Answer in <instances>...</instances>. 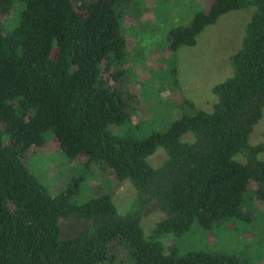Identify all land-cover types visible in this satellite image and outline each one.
I'll return each instance as SVG.
<instances>
[{"label": "trees", "instance_id": "1", "mask_svg": "<svg viewBox=\"0 0 264 264\" xmlns=\"http://www.w3.org/2000/svg\"><path fill=\"white\" fill-rule=\"evenodd\" d=\"M130 2L85 1L83 15L76 0H0L6 13L24 7L10 33L0 25V264H106L122 244L132 264H244L232 254L181 256L166 239L195 222L211 231L248 218L249 207L255 213L264 203V145L250 143L264 115V0H214L168 35L175 59L222 16L254 9L231 57L233 75L213 87V110L184 100L179 120L145 138L134 135L143 121L120 86ZM50 133L70 160L84 157L87 167L99 164L129 181L132 210L121 215L109 194L84 205L71 201V189L53 198L22 160ZM187 134L193 140L183 141ZM159 148L167 159L154 168L148 158ZM153 203L166 216L147 236L142 221ZM71 217L91 226L63 239L60 220Z\"/></svg>", "mask_w": 264, "mask_h": 264}, {"label": "rangeland", "instance_id": "2", "mask_svg": "<svg viewBox=\"0 0 264 264\" xmlns=\"http://www.w3.org/2000/svg\"><path fill=\"white\" fill-rule=\"evenodd\" d=\"M85 1L89 0H76L74 10L86 15L79 8ZM130 1L131 11L125 18L129 56L124 67L128 74L120 86L135 109V120L143 121L134 135L145 138L154 132H165L179 120L184 100L198 109L213 110L217 102L213 87L233 75L231 57L241 47L254 9L236 10L222 16L198 37L196 46H181L174 59L167 46L168 35L175 28L188 26L195 13L209 10L214 0ZM23 8L17 4L10 12L0 10V25L6 33L19 24ZM182 140H193V135H184ZM250 143L264 145V115L255 126ZM260 158L264 160V152ZM166 159L163 148L148 158L154 168L160 167ZM236 159L243 161L241 155ZM22 160L53 198L66 195L71 189V201L84 205L93 198L109 194L121 215L132 210L136 191L129 181H118L105 166L91 164L87 167L84 157L70 160L53 133L48 135L45 146L33 147ZM256 207L259 209L255 210L256 214L249 207L248 218L224 222L211 231L203 230L195 222L190 231L181 237L170 236L166 243L177 246L181 256L204 251L237 255L244 264H264V203L259 202ZM165 216L157 204L150 205L142 221L147 236ZM60 226L62 238L67 239L83 233L91 223L71 217L62 218ZM106 264H132L125 245H117Z\"/></svg>", "mask_w": 264, "mask_h": 264}]
</instances>
